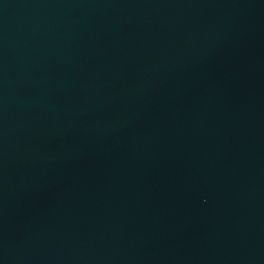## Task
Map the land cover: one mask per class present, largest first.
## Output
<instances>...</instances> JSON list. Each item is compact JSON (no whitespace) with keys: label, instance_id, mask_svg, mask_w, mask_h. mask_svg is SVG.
Instances as JSON below:
<instances>
[{"label":"water","instance_id":"obj_1","mask_svg":"<svg viewBox=\"0 0 264 264\" xmlns=\"http://www.w3.org/2000/svg\"><path fill=\"white\" fill-rule=\"evenodd\" d=\"M0 264H264V0H0Z\"/></svg>","mask_w":264,"mask_h":264}]
</instances>
